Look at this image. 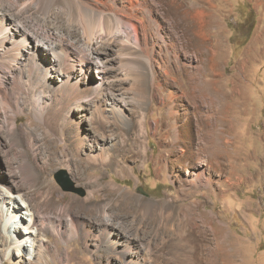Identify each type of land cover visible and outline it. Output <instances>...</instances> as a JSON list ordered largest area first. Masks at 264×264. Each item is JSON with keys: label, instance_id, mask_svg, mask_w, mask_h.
Masks as SVG:
<instances>
[{"label": "rangeland", "instance_id": "374dc122", "mask_svg": "<svg viewBox=\"0 0 264 264\" xmlns=\"http://www.w3.org/2000/svg\"><path fill=\"white\" fill-rule=\"evenodd\" d=\"M164 1L170 5L172 0ZM183 1L212 12L211 27L218 35L215 54L199 52L188 42L184 50L198 56V65L183 60L173 64L185 68L181 74L188 91L182 95L169 78L168 88L177 92V98L168 106L157 97L148 106V133L141 129L142 111L136 104L130 126L111 119L98 128L85 123L88 146L107 149L112 164H88L68 141L57 142L43 126L37 128L42 138L37 150L14 144L11 133L0 131L5 145L0 175L8 179L16 175L35 205L50 199V211L59 216L54 223L29 230L46 246L38 256L33 238L16 233L29 223L31 213L25 209L11 213L5 206L6 213L0 211V264H126L124 244L114 252L98 241L106 218L116 231L136 238L127 255L133 256L134 264H264V0H211L214 6L207 0ZM167 6L163 8L168 10ZM170 6L175 11L177 3ZM173 23L171 28L182 35ZM162 30L169 41L170 32ZM197 67L203 96L198 94L193 101L184 74ZM170 107L175 112L172 118L167 115ZM6 113L16 114L10 109ZM208 115L216 122L214 134L207 128ZM18 116V127L30 120L28 114ZM177 131L187 153L179 146L172 149ZM62 171L71 191L55 179ZM32 173L37 180L27 178ZM201 173L203 180L191 182ZM91 192L95 197L89 198ZM0 194L27 206L5 184H0ZM88 198L106 203L108 215L86 207ZM69 214L77 220L74 236L66 220Z\"/></svg>", "mask_w": 264, "mask_h": 264}, {"label": "bare ground", "instance_id": "6f19581e", "mask_svg": "<svg viewBox=\"0 0 264 264\" xmlns=\"http://www.w3.org/2000/svg\"><path fill=\"white\" fill-rule=\"evenodd\" d=\"M207 1L214 6L211 0ZM166 2L0 0V131L4 128L11 133L14 144L37 150V146L42 144L37 128L43 126L57 142L64 144L68 141L88 164H112L114 158L107 149L88 146L89 132H84L85 123L98 128L111 119L130 126L135 118L132 110L135 111L133 105L136 104L142 111L141 129L143 127L148 133V106L157 97L168 106L177 98V92L168 88L169 78L177 82L182 95L187 93L181 74L185 68L176 65L182 60L192 67L198 65V56L184 50L188 42L199 52L204 50L212 56L215 54L218 35L211 27L212 12L183 0H172L170 5L177 3L176 10L172 11ZM172 22L181 29L182 35L171 28ZM164 28L170 32L169 41L162 34ZM169 54H172L171 58ZM196 70L184 74L190 82L193 101L199 95L200 98L203 96L198 77L200 67ZM210 99L215 100L212 96ZM9 109L16 113L14 117L7 115ZM21 113L30 115V120L18 127L17 119ZM167 115L169 118L175 115L173 107ZM206 122L214 134V116L210 115ZM182 141V134L177 131L172 149L179 146L180 152L187 153ZM4 146L0 137V155ZM199 149L204 151L205 147ZM141 152L146 153V148L142 147ZM15 176L8 179L0 175V184H5L9 193L21 196L27 206L23 208L10 195V201H7V197L0 194V211L6 213L7 206L11 213L23 209L30 212L29 223L16 228V233H28V238H33L30 229L44 227L45 222L54 223L59 216L50 211V199L35 205L17 184ZM29 177L33 181L38 179L34 173ZM194 177L191 182H200L205 174ZM91 197H95L93 192ZM89 198L86 199V207L108 215L106 203L89 202ZM146 208L148 212L151 210ZM62 210L60 208L59 212ZM21 219L28 221L27 218ZM66 220L71 232L73 229L77 232L74 227L77 220L71 214ZM111 221L106 218L99 227L98 241L114 252L124 244L123 250L129 255L136 238L116 231ZM33 240L34 252L41 256L40 248L46 247L44 241L36 236ZM127 255L126 264H134L133 256L128 258Z\"/></svg>", "mask_w": 264, "mask_h": 264}, {"label": "water", "instance_id": "95a60500", "mask_svg": "<svg viewBox=\"0 0 264 264\" xmlns=\"http://www.w3.org/2000/svg\"><path fill=\"white\" fill-rule=\"evenodd\" d=\"M55 179L57 180V182L61 185V187L65 190V191H71V184L68 180L67 174L65 171L60 172L59 174L55 175Z\"/></svg>", "mask_w": 264, "mask_h": 264}]
</instances>
